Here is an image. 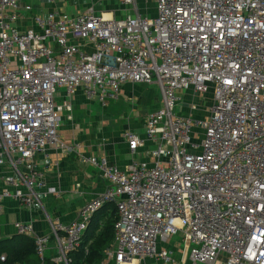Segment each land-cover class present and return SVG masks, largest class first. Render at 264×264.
Listing matches in <instances>:
<instances>
[{
  "label": "built area",
  "instance_id": "1",
  "mask_svg": "<svg viewBox=\"0 0 264 264\" xmlns=\"http://www.w3.org/2000/svg\"><path fill=\"white\" fill-rule=\"evenodd\" d=\"M137 1L119 0L133 13L116 19L93 8L41 16L30 3L0 0V166L12 172L3 177L0 214L8 199L27 208L37 200L41 175L21 167L54 148L77 153L106 187L75 221L33 236L40 260L52 237V263L69 264L92 216L112 204L114 240L104 254L115 264H175L164 244L178 235L192 264H215L220 255L224 264H264V0H154V17L142 16ZM124 84L159 88L144 138L123 134L131 154L152 144L151 163L120 170L59 141L61 114L72 112L76 92L104 107ZM186 93L192 101L178 112ZM206 94L210 103L200 109L193 100ZM14 227L32 236L29 224Z\"/></svg>",
  "mask_w": 264,
  "mask_h": 264
},
{
  "label": "crops",
  "instance_id": "2",
  "mask_svg": "<svg viewBox=\"0 0 264 264\" xmlns=\"http://www.w3.org/2000/svg\"><path fill=\"white\" fill-rule=\"evenodd\" d=\"M21 1L23 4H32V13L41 16H45L46 12L52 9L63 12L64 8L71 2V0H57L54 5H45L40 0H35L34 3H31L32 1L30 0ZM76 1L80 3L78 0ZM102 1L106 2L107 0H89L90 4L88 6L81 5L80 3V9L74 16L90 8L95 10V5ZM107 11H114L115 14L118 13L116 9H109ZM136 85L145 87V90L139 91L136 88L138 89L136 93H131L130 91V95H128L129 100H123L121 95L124 89H126L127 93L130 89H135ZM148 87L142 84H124L120 89L117 100L106 102L104 107L94 100L86 99L81 91L76 92L71 102L73 112H71V118L65 116L63 119V113L61 114L58 127L59 141L64 145L79 143L82 146L80 155H84L85 157L104 156L110 165L120 170H125L131 164H136V162L139 163L140 161L151 163L153 160L146 154L152 147L151 143L145 141L143 147L138 148L134 154H131L128 144L123 137V134L127 130H130L141 138H144V122L140 125L138 120H132L133 110H129L128 112L126 107L128 101L130 102L132 98H137L142 102L148 101L150 106L152 98L148 92ZM183 95H186V97L190 96L192 101L190 93ZM57 96L58 103L64 100L63 91H58ZM119 102L124 103V106ZM153 103V106H148V112L159 108L161 104H158L159 102ZM94 104L101 109V115L96 116L88 110V107ZM108 104L110 105L109 107H107ZM182 111L184 112L186 109ZM194 113L197 118L202 116L201 112ZM106 118L109 120L107 121ZM98 123H100L103 129H101V132H96ZM63 133H66V137L63 136ZM21 170L24 173L34 170L39 172L43 185L35 189L37 200L32 202L29 208L13 199H8L4 202L3 212L0 214V239L10 238L18 234L14 227L16 222L26 223L31 226L32 236H29L31 238L33 236L50 235L51 224L59 222L66 226L75 221L81 207L96 198L106 187V182L101 177L98 169L82 161L77 153L65 154L54 148H48L45 152L37 153L30 162L21 167ZM11 174L12 172L8 167L0 166V189L5 186L3 184V177ZM107 219L108 216H104L101 219V224H104ZM164 247L172 249L175 264H192L181 244L175 246L169 244L168 241L164 244ZM55 256L56 244L55 240L52 239L47 246L45 257L52 263ZM225 259L224 255H220L215 264H224ZM103 264H115V262L113 260H106L105 258ZM132 264L163 263L143 259L136 260Z\"/></svg>",
  "mask_w": 264,
  "mask_h": 264
},
{
  "label": "trees",
  "instance_id": "3",
  "mask_svg": "<svg viewBox=\"0 0 264 264\" xmlns=\"http://www.w3.org/2000/svg\"><path fill=\"white\" fill-rule=\"evenodd\" d=\"M106 215L107 221L101 224ZM116 220L114 205L107 204L98 210L92 216L78 248L68 254L69 264H103L104 251L113 244ZM1 256H4V261L0 260V264H53L45 256L40 260L34 239L21 234L0 239Z\"/></svg>",
  "mask_w": 264,
  "mask_h": 264
},
{
  "label": "rangeland",
  "instance_id": "4",
  "mask_svg": "<svg viewBox=\"0 0 264 264\" xmlns=\"http://www.w3.org/2000/svg\"><path fill=\"white\" fill-rule=\"evenodd\" d=\"M30 1H32L31 3L35 2V0H30ZM78 1L81 3V5L88 6L90 4L89 0H78ZM80 3H78L76 0H71V2L64 8L63 13H65L68 16L76 15L78 10L80 9ZM136 4H137L138 10H139V13L142 16L148 14L149 16L154 17L156 15L154 0H147V2L145 0H138ZM121 7L122 6L120 5L119 0H107L106 2L102 1L101 3H98L97 5H95L94 11L99 12V11H107L109 9H112V10L116 9V10H118V13L115 14L116 19L123 18L126 15L133 13L132 12V6H127V7L123 8L124 10ZM136 88H138L139 91L145 90V87H140V85H136L135 89L134 88L130 89L127 93L125 91L126 89H124V91L121 95V98H123V100H125V101L129 100L128 95H130V91H131V93L132 92L136 93L138 91V89H136ZM148 92L150 93V96L152 98L150 106H153V104H154L153 102H156V103L159 102L158 104L161 103L162 98H161V94H160L158 86L150 85L148 87ZM210 97H211V94H206V96H203V97L197 96L196 99L193 100V103L198 105L199 108L202 109V106L200 103H202L205 106V104L210 103ZM205 98H207V101H208L207 103H205V100H204ZM184 99H186V100H184ZM182 100H183V102L180 103L176 108V111H178V112H181L183 109H188L189 106H187L186 103L189 104L191 102L190 96L186 97V95L182 96ZM59 103H61V102H59ZM119 103H121L124 106V103H122V102H119ZM119 103H118V105H119ZM109 106L110 105L108 104L107 107H109ZM148 106H149L148 101L142 102V101L138 100L137 98H132V100L130 102L128 101V105H127L126 109L128 112H129V110H133L132 111L133 112V116H132L133 119L132 120H138L139 124L142 125L146 116L149 113L148 110H149L150 106L149 107ZM88 110L96 116L101 115V112H102L101 109L96 104L89 106ZM65 114L63 113V119L65 118V116L70 117V118L72 116L71 113H68V112H66ZM129 115H131V114H129ZM192 116H193V118H196L195 113H192ZM106 120L108 121L109 119L106 118ZM117 122L119 123V121H117ZM130 123H131V120H130ZM98 124H97L98 126L96 125L97 126L96 132H98V131L101 132V129H102L101 125H100V123H98ZM63 136L66 137V133H63ZM169 244H173L175 246L180 245L181 244L180 243V236L178 235V236H174V237L170 238Z\"/></svg>",
  "mask_w": 264,
  "mask_h": 264
}]
</instances>
